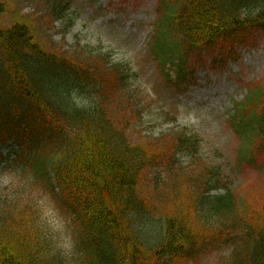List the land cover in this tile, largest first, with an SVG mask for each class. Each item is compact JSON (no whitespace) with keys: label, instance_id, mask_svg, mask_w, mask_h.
<instances>
[{"label":"trees","instance_id":"16d2710c","mask_svg":"<svg viewBox=\"0 0 264 264\" xmlns=\"http://www.w3.org/2000/svg\"><path fill=\"white\" fill-rule=\"evenodd\" d=\"M4 11L0 1V14ZM160 11L162 37L177 61L179 82L192 57L206 51L212 64L235 59L249 31L264 28V0H162ZM29 25L19 18L0 29V146L8 149L6 157H13L24 181L17 198L0 193V264H66L46 252L49 236L36 224L41 211L35 193L52 199L77 224L83 256L76 264H172L192 255L203 244L195 241L188 220L173 213L160 221L139 192L144 169L175 158L167 155L169 145L157 147L158 137H145L144 147L129 142L132 120L145 107V95L128 83L132 70L102 53L47 54ZM150 53L160 62L157 43ZM86 87L93 96L79 105L77 91ZM237 107L244 117L255 116L262 131L255 140L264 149V89L254 87ZM182 134L179 141L173 139L175 147L198 150V139ZM211 173L198 186L200 214L211 223L233 226L234 196L212 193L220 180L217 171ZM33 185L39 187L36 192L28 190ZM261 216L263 223L251 230L250 249L243 251L247 261L234 259L233 264H264V204ZM19 224L24 230L15 232Z\"/></svg>","mask_w":264,"mask_h":264},{"label":"rangeland","instance_id":"374dc122","mask_svg":"<svg viewBox=\"0 0 264 264\" xmlns=\"http://www.w3.org/2000/svg\"><path fill=\"white\" fill-rule=\"evenodd\" d=\"M0 1L5 3L0 29L19 18L27 19L36 42L47 53H102L111 62L125 63L132 70L128 83L138 86L145 95V107L141 116L132 120L129 142L144 147L145 137H158L162 141L157 147L167 149L169 145L167 155L174 153L175 158L172 163L163 158L144 170L139 192L148 197L147 208L153 217L173 213L185 217L195 230V241L203 244L196 246L192 255L172 260V264L247 261L243 251L250 249L251 230L263 223L264 149L257 145L255 128L246 139L248 135H239L231 119L241 118L235 113L236 103L247 102L254 87L264 89V29L249 31L247 42L234 51L235 59L212 64L208 53L193 57V82L179 89L164 82L149 53L155 24L161 16L159 0ZM216 55H221L219 50ZM89 63L95 64L92 60ZM92 96V90L86 87L77 91L76 99L79 105H87ZM163 133H168V138L162 137ZM182 133L198 139V150L175 147L173 139L179 141ZM7 150L0 148V193L12 200L24 181L17 175L13 157H6ZM211 170L217 171L220 180L213 193L231 191L234 196L233 226L211 223L200 214L198 186L203 185ZM34 189L39 187L33 185L29 190ZM35 198L41 211L36 224L49 236L46 252L60 255L65 263L74 262L80 253L74 241L79 240L77 224L69 221L52 199ZM13 227L15 232L24 230L21 224Z\"/></svg>","mask_w":264,"mask_h":264}]
</instances>
